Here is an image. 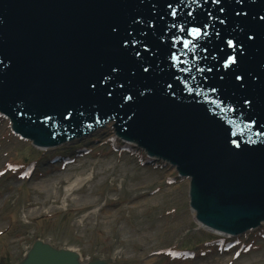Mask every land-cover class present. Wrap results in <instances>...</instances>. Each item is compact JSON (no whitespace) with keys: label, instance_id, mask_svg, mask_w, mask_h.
<instances>
[{"label":"water","instance_id":"obj_1","mask_svg":"<svg viewBox=\"0 0 264 264\" xmlns=\"http://www.w3.org/2000/svg\"><path fill=\"white\" fill-rule=\"evenodd\" d=\"M0 119L45 149L110 131L187 178L206 227L256 231L264 0H0ZM17 264L80 263L37 240Z\"/></svg>","mask_w":264,"mask_h":264},{"label":"rangeland","instance_id":"obj_2","mask_svg":"<svg viewBox=\"0 0 264 264\" xmlns=\"http://www.w3.org/2000/svg\"><path fill=\"white\" fill-rule=\"evenodd\" d=\"M93 137L46 148L29 160L38 147L0 119V264L16 263L35 240L75 249L83 263L264 264V225L225 242L194 219L188 181L176 168L154 165L132 144L119 151L128 143L112 145L114 134L105 129ZM77 146L87 147L88 155L63 168L53 163ZM86 177L66 194L73 180ZM215 237L223 241L208 245ZM190 249L192 257L181 253Z\"/></svg>","mask_w":264,"mask_h":264},{"label":"bare ground","instance_id":"obj_3","mask_svg":"<svg viewBox=\"0 0 264 264\" xmlns=\"http://www.w3.org/2000/svg\"><path fill=\"white\" fill-rule=\"evenodd\" d=\"M8 123H9V121H8ZM9 127H10V131H11V133L15 136V133L13 132V130H12V125H9ZM101 130H103L102 128H100V131ZM114 134V133H113ZM92 137L94 136V135H91ZM91 136H86V137H84V138H82V139H85V138H87V137H91ZM21 141H24V142H26V143H29L33 148L34 147H37V146H34L31 142H29V141H26V140H23V139H21V138H19ZM81 139V140H82ZM94 139V137L91 139V141ZM120 141V139L116 136V134H114V137H112L111 138V143H112V145H114V146H118L119 145V141ZM119 143H118V142ZM81 146V145H80ZM80 146H77V147H74V149L75 150H73V154H71L70 156H62V157H60V158H57V159H60L59 161H55V162H53V163H57V164H59L60 165V168H63L64 166H68V165H72V164H74L78 159H80V158H83V157H85L86 155H88V153H89V151H88V149H87V147H80ZM119 146H122V149H119V147H118V150L120 151H125L126 150V148H131V146H130V144H120ZM36 150L35 151H31L30 152V154H29V160L31 159V160H34L35 159V156H37V155H40V151H46V149L45 148H43V147H38V148H35ZM39 150V151H38ZM56 156H60V155H56ZM55 156V157H56ZM30 163H32V161H29L27 164H30ZM26 165V164H25ZM25 165H23V166H25ZM22 166V167H23ZM31 171H32V168L30 169V173H31ZM28 172V173H29ZM88 178L89 177H86V178H84L82 181H80V180H73L71 183H70V185H68L67 186V188L65 189V192H66V194L67 193H70L72 190H74L75 189V187H79L80 186V184H83V182H85L86 180H88ZM181 180V179H180ZM42 182H40L39 184H41ZM45 184H47L46 182H44ZM77 189V188H76ZM63 201H65V200H63ZM56 202V201H55ZM88 207H83V209H87ZM81 210V209H80ZM191 211H192V213H193V217H194V219L196 220V212H195V210L194 209H192L191 208ZM89 215L90 214H88V215H86V218L84 219V220H82V221H79V223H80V225L82 226L83 224H84V222H85V220H87V219H89L88 217H89ZM94 218V217H93ZM198 221V220H197ZM87 223V222H86ZM203 223V222H202ZM200 221H198V224H199V226L200 227H202V228H204V229H206V230H209V228H207L206 226H205V224L203 223L202 224ZM87 226H89V225H87ZM215 232V231H214ZM216 233V232H215ZM41 242L43 243V245L44 246H46V247H48V248H50V249H52V250H56V251H64V252H70V253H75V254H77L78 255V258H79V260H82L81 259V257H80V254L75 250V249H72V248H62V247H60V246H56V245H54V244H51V243H47V242H44V241H42L41 240ZM48 245V246H47ZM32 246V245H31ZM31 246H30V248H31ZM50 246V247H49ZM193 246L195 247V246H197V244H193ZM30 248L26 251V253L23 255V257H25L26 256V254L29 252V250H30ZM144 248H146V247H144ZM192 253H194V251H191V249H190V251L189 252H187V253H184L183 255H189L190 257H192L193 255H192ZM186 258V257H185ZM94 260H98V261H102V262H105V264H111V262H110V259H102V258H94ZM90 261H87V262H85L84 264H88Z\"/></svg>","mask_w":264,"mask_h":264},{"label":"snow or ice","instance_id":"obj_4","mask_svg":"<svg viewBox=\"0 0 264 264\" xmlns=\"http://www.w3.org/2000/svg\"><path fill=\"white\" fill-rule=\"evenodd\" d=\"M211 2H212L213 4H216V3L218 2V0H211ZM220 23H223V21L221 20ZM188 34H189V35H192V36H198V35H200V32H199V30L196 29V28H191V29L188 30ZM205 34H207V33H205ZM228 45H229V47L232 46L230 40L228 41ZM185 47H187V42H185ZM172 59L175 60L176 57L173 56ZM228 62H229V63L231 62V57H229ZM225 66H227V64H225ZM145 71H147V69H145ZM237 79H239V77H237ZM246 103H247V101H246ZM229 110L231 111V109H229Z\"/></svg>","mask_w":264,"mask_h":264}]
</instances>
